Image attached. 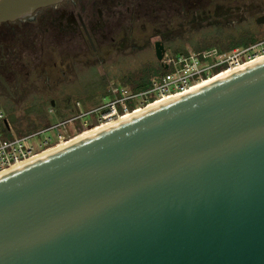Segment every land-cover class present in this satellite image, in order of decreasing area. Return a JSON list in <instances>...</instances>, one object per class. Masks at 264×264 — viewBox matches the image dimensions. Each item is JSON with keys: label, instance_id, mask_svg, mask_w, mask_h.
<instances>
[{"label": "water", "instance_id": "1", "mask_svg": "<svg viewBox=\"0 0 264 264\" xmlns=\"http://www.w3.org/2000/svg\"><path fill=\"white\" fill-rule=\"evenodd\" d=\"M0 264H264V58L0 174Z\"/></svg>", "mask_w": 264, "mask_h": 264}, {"label": "rangeland", "instance_id": "2", "mask_svg": "<svg viewBox=\"0 0 264 264\" xmlns=\"http://www.w3.org/2000/svg\"><path fill=\"white\" fill-rule=\"evenodd\" d=\"M246 1L248 0H242V2ZM258 1L264 5V0ZM172 21L171 26L173 27L177 24V20ZM230 21L235 22L230 30L219 29L218 33L211 35L196 32L180 35L177 34V30L158 34L157 30L162 31L165 27V18H158L152 22L151 19L138 16L129 23V26L123 24L115 27L113 30L115 42L106 41L95 45L96 50L90 52L85 61L82 55L88 50L86 43L77 39L55 48L51 37H46L42 42L41 50L22 51L23 54L25 53L24 71L28 72V79L23 76L25 80L23 84L25 83L26 91H33L36 94L24 98L16 105L17 108L12 112L9 111L10 116L7 118L10 121L13 115L15 122H8L9 130L3 127L1 137L5 140H12L18 136L32 135L27 139V143L33 152H36L56 142L57 133H61L65 138L75 133L74 136L65 140L66 142L91 133L100 122H104L103 117L107 116L109 111L106 107L107 103L100 110L99 108L98 110L93 109L86 115L78 109L77 112L80 115L66 120L64 124L56 128L53 127L61 121L56 116L55 110L49 107V103L53 101V106L66 112L67 108L74 109L77 102L79 107L94 108L90 106L95 102L93 95L100 93V89L114 92L116 88L121 87L130 93L132 79L137 73L142 72L152 76L157 64L161 71H164L154 54L153 43L157 40L162 41L165 46H169L175 52H180L186 47L192 49L200 46L226 48L230 42L246 39V41L253 40L250 46L254 47L245 52L242 59H251L247 61L249 62L258 58L256 56L264 54V25L256 26L253 19L243 24H239L236 18ZM207 35L211 38L205 39ZM123 36L126 42L123 41ZM119 42L122 43L121 48L116 46ZM52 63H56L57 68H53ZM220 73L224 74V72ZM99 86L100 89H98ZM152 99V94L139 96L132 99L130 104L137 106L138 110L146 107L144 101ZM129 110L128 112L132 111ZM0 113H3L1 106ZM48 127L52 128L46 130ZM55 147L57 145L43 152Z\"/></svg>", "mask_w": 264, "mask_h": 264}, {"label": "flooded vegetation", "instance_id": "3", "mask_svg": "<svg viewBox=\"0 0 264 264\" xmlns=\"http://www.w3.org/2000/svg\"><path fill=\"white\" fill-rule=\"evenodd\" d=\"M138 16L152 22L165 18V27L157 30L158 34L177 30L180 35L194 32L211 35L219 29L230 30L235 23L230 21L232 18L238 19L239 24L250 19L256 24L255 20L264 16V5L258 0H63L37 9L29 16L0 23V78L6 84L0 81V106L5 119L24 98L36 94L26 91L23 84V76L28 79V72L24 71L25 53L22 51L41 50L48 36L55 48L78 39L87 44L88 50L82 55L85 61L88 54L96 50L95 45L115 42V27L129 26ZM172 20H177L173 27ZM208 35L205 39L211 38ZM155 42L162 44L163 50L169 47L162 41ZM116 46L121 48L122 43ZM51 66L57 68L56 63Z\"/></svg>", "mask_w": 264, "mask_h": 264}, {"label": "built area", "instance_id": "4", "mask_svg": "<svg viewBox=\"0 0 264 264\" xmlns=\"http://www.w3.org/2000/svg\"><path fill=\"white\" fill-rule=\"evenodd\" d=\"M253 47L254 46H249L243 49L238 48L224 54H220L215 48L202 49L198 53H195L190 47H186L180 52H175L170 47H166L163 50L160 62V65L164 70L160 80L153 81L149 89L137 94L127 93L124 89L116 88L113 92L115 94V99L107 103L106 107L109 111L107 116L103 117V120H109L112 119V117L114 119L119 115L126 114L129 108L125 104V101L139 96H146L149 94L153 95L151 102L148 100L144 101V106H147L158 100L182 95L202 80L220 72L234 69L239 65L244 64V62L251 60H244L242 59V56ZM118 106H120L121 109H119ZM101 108L102 106L99 107V110ZM88 113H84L83 115ZM4 120L5 117L2 113H0V174L25 163V161L31 159L44 150L56 146L60 142L70 138L68 136L65 138L61 135V133H57L56 142L33 152L32 148L27 143V139L32 135L18 136L12 140H5L1 137ZM64 123L65 121L60 122L53 128H56L60 124ZM50 128L52 127H48L46 130H49ZM7 130H9V128Z\"/></svg>", "mask_w": 264, "mask_h": 264}, {"label": "trees", "instance_id": "5", "mask_svg": "<svg viewBox=\"0 0 264 264\" xmlns=\"http://www.w3.org/2000/svg\"><path fill=\"white\" fill-rule=\"evenodd\" d=\"M252 39V38H251ZM253 44V40H250V41H246V39L244 40H239V41H235V42H230V45H228L226 48H221V47H215L216 50L220 53V54H224V53H227V52H231L232 50L234 49H238V48H247L249 47L250 45ZM207 48H211V47H206L205 49ZM195 53H198L199 51H201L202 49L201 48H196V47H193L192 49ZM162 71H161V68L160 66L157 64V66L155 67V70L153 71V74L152 76L150 75H146V73H142V72H139L135 75V77L132 79L133 81L131 82L132 84V87L130 88V93L131 94H137V93H140L142 91H145L147 89H149L153 83V81H159L161 76H162ZM100 85V84H99ZM101 87L99 86L98 89H100ZM119 89H124V88H121L119 87ZM101 92L95 95H93V98L95 100V102L91 103V107H94V108H85V107H79V103L77 102L74 106V109L72 108H67L68 111H61L59 110L57 107L55 106H51V104L49 103V107L52 109V110H55V114L56 116L60 119L61 122L63 121H66L72 117H76L78 115H80L79 112H77L78 109H81L83 113H88L90 112L91 110L93 109H97L101 106H103L104 104L110 102V101H113L115 99V94L113 92H106L105 90L103 89H100ZM94 93H96L94 91ZM93 93V94H94ZM107 101V102H105ZM132 101L131 100H127L125 101V103L127 104V107L130 109V110H134L137 108V106H133L132 104H130ZM105 102V103H104ZM151 102V101H150ZM77 105V106H76ZM119 109H121V107L119 106L118 107ZM129 110V111H130ZM77 112V113H76ZM42 113V112H41ZM11 120L9 121V119L7 118V121L10 122V123H14L15 120L13 119V117L11 116L10 118ZM40 127V125L38 126ZM74 134H71L69 135L68 137H72L74 136Z\"/></svg>", "mask_w": 264, "mask_h": 264}, {"label": "bare ground", "instance_id": "6", "mask_svg": "<svg viewBox=\"0 0 264 264\" xmlns=\"http://www.w3.org/2000/svg\"><path fill=\"white\" fill-rule=\"evenodd\" d=\"M258 58H255L254 60H252V61H249V62H244V64H241V65H239L238 67H236V68H234V69H230L229 71H223L224 72V74L223 73H219V74H215L214 76H210V77H208L207 79H204V80H202L201 82H199L198 84H196L195 86H193L192 88H190L189 90H187L186 92H184L183 94H185V93H187V92H190V91H192V90H195L196 88H198V87H200V86H203V85H205V84H207V83H209V82H212V81H214V80H217L218 78H221V77H224V76H226L227 74H229V73H231V72H233V71H235V70H238V69H240V68H243L244 66H247V65H249V64H251V63H253V62H256V61H258V60H261V59H263L264 58V54H262V55H259V56H257ZM179 96V95H178ZM172 98H174V97H168V98H165V99H162V100H158V101H156V102H154V103H151V104H149V105H147L146 107H144V108H142V109H135V110H133V111H131V112H128V113H126V114H123V115H119L117 118H114V119H111V120H108V121H104V122H100L98 125V127H96V128H94V129H96L95 131H94V129L92 130V132L91 133H88V134H85V135H82V136H80V137H78L77 139H74V140H72V141H62V142H60L58 145H57V147H55V148H53V149H50V150H48V151H46L45 153L43 152V154L41 153H39V154H37L36 156H34V157H32L31 159H29V160H27V161H25V163L26 162H29V161H31V160H34V159H36V158H38V157H40V156H42V155H44V154H47V153H49V152H52V151H54V150H56V149H58V148H61V147H63V146H66V145H68V144H70V143H72V142H74V141H76V140H78V139H81V138H84L85 136H88V135H90V134H92V133H94V132H96V131H98V130H101V129H103V128H106V127H108V126H111V125H113V124H115L116 122H118V121H121V120H124V119H126V118H128V117H130V116H133V115H135V114H137V113H139V112H141V111H143V110H146V109H148V108H150V107H153L154 105H158V104H160V103H163V102H165V101H167V100H170V99H172ZM98 128V129H97Z\"/></svg>", "mask_w": 264, "mask_h": 264}]
</instances>
